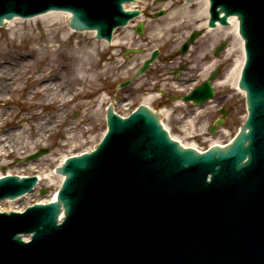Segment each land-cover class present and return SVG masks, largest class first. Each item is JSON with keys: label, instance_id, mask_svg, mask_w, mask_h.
Returning a JSON list of instances; mask_svg holds the SVG:
<instances>
[{"label": "water", "instance_id": "water-1", "mask_svg": "<svg viewBox=\"0 0 264 264\" xmlns=\"http://www.w3.org/2000/svg\"><path fill=\"white\" fill-rule=\"evenodd\" d=\"M133 1L0 0V26L65 11L72 29L110 41L139 14L123 8ZM208 1L209 26L237 16L244 40L248 117L235 140L201 154L171 139L147 107L125 118L109 108L97 147L56 168L65 178L55 202L0 212V264H264V0ZM211 95L207 81L187 99ZM35 183L0 178V201Z\"/></svg>", "mask_w": 264, "mask_h": 264}, {"label": "rangeland", "instance_id": "rangeland-1", "mask_svg": "<svg viewBox=\"0 0 264 264\" xmlns=\"http://www.w3.org/2000/svg\"><path fill=\"white\" fill-rule=\"evenodd\" d=\"M135 7L144 13L145 34L136 35L132 24L119 29L111 45L96 40L92 32L70 31L65 17L44 22L19 19L0 27V73L6 74L0 79V135L9 137L6 152H10L0 157V176L22 174L40 178L31 195L17 199L20 209L51 199L61 182L55 167L65 157L96 145L105 131V111L111 104L120 110L123 103L130 101L136 107L150 97L149 107L160 113L170 135L185 146L227 144L244 122L245 97L235 85L234 73L223 81L242 57L232 28L207 31L202 0H137ZM160 7L165 14L152 17ZM50 29L56 35L51 41L47 35ZM195 29L203 34L188 55L180 57V44ZM222 42L225 47L215 56ZM131 48L143 51L125 53ZM156 48L161 56L153 67L130 85L118 88L117 84L131 78L139 63ZM180 63L187 68L178 77L173 70ZM215 65L221 66L222 72L214 82V99L201 106L182 102L180 96L205 78ZM10 67H18L14 80ZM42 74L48 76L46 80L37 79ZM8 84L12 88L7 90ZM221 107L229 111V117L211 133L212 126L222 117L218 115ZM67 136L71 139L64 142ZM44 148L49 151L34 161L26 160ZM14 201H4L3 208Z\"/></svg>", "mask_w": 264, "mask_h": 264}, {"label": "bare ground", "instance_id": "bare-ground-1", "mask_svg": "<svg viewBox=\"0 0 264 264\" xmlns=\"http://www.w3.org/2000/svg\"><path fill=\"white\" fill-rule=\"evenodd\" d=\"M203 1V3H204V8L206 9V5H207V0H202ZM124 8L125 9H128V8H131V6L130 5H124ZM69 16H70V14L69 13H67V12H59V11H54V12H48L46 15H44V16H36V17H33L32 19H29V21L30 22H35V21H42V22H44V21H51V20H54V19H61L62 17H65L66 18V21H67V24H68V19H69ZM17 20H19V18L18 19H13V20H10V21H7V22H5V24H9V25H12L13 23H15ZM229 22H230V26H228V27H226V28H232V31H233V33L235 34V36L237 37V39L239 40V43H240V49H241V53H242V42H241V39L239 38V35L237 34V20H236V17H231L230 19H229ZM4 24V25H5ZM221 28H224V27H217V28H215V29H208V30H216V29H221ZM70 31H72L71 29H70ZM47 35L49 36L48 37V39H49V41H51V40H53L54 38H55V33H54V30L53 29H50V31L48 30V32H47ZM242 63H243V54H242V57H241V60H239L238 62H237V64L235 65V67H234V69H232L228 74H227V76H226V78L223 80L224 82H226L227 81V79L230 77H232V74L234 73V78H235V85L237 86V80H238V76H239V71H240V68H241V66H242ZM11 65V64H10ZM12 66V65H11ZM4 68V67H3ZM5 69V68H4ZM9 71H10V73H11V75H12V80H14L15 78H16V75H18V67H15V68H13L12 69V67H10V69H8ZM7 72V71H6ZM9 75V74H8ZM10 75V76H11ZM4 77H6V74L5 73H0V79L1 78H4ZM46 77H48L47 75H44V74H42V75H40V76H37V79H39V80H41V81H43V79L44 78H46ZM44 80H46V79H44ZM10 84V83H9ZM7 85L6 86V88H7V90H8V88L10 87V88H12L11 86H12V84L11 85ZM0 90H3V86L1 87V89ZM241 92V91H240ZM150 98V97H149ZM149 98H147V99H145L144 100V103L145 104H147L148 105V102H149ZM125 107H126V105H125ZM130 110H132V109H130ZM116 112H118V111H116ZM126 113H128V112H125V113H123V114H125V115H127ZM124 115V116H125ZM164 128H166L165 127V125L163 126ZM167 129V128H166ZM2 138V139H1ZM9 137H7V138H3V135H0V157H2V156H4V155H9L10 154V152H6V149H7V147H8V145H7V143H9L8 141H9V139H8ZM173 138V137H172ZM68 139H71V136L69 137V136H67L66 138H65V140H64V142L65 141H67ZM179 143L181 144V146H183V147H186L183 143H181L180 141H179ZM213 144H219V143H213ZM220 146H224L223 144H219ZM12 146H14V145H12ZM192 147L194 146L197 150H201L199 147H198V145H197V143H194V144H192L191 145ZM202 151V150H201ZM21 153H23V152H19V154H21ZM18 176H22V174H17ZM2 176H4V175H1L0 176V178L2 177ZM36 177H38V176H36ZM35 177V178H36ZM60 177V179L62 178L61 176H59ZM45 178H48V176H45ZM38 179L40 180V178L38 177ZM38 184H39V181H38ZM37 184V185H38ZM54 197H55V195H53L52 197H51V199H49V200H47V201H43V202H48V201H50V202H52L53 200H54ZM18 201L19 200H16V201H14V202H11V205L8 207V208H3V210L2 211H18L19 209H20V207H19V205L17 204L18 203Z\"/></svg>", "mask_w": 264, "mask_h": 264}, {"label": "flooded vegetation", "instance_id": "flooded-vegetation-1", "mask_svg": "<svg viewBox=\"0 0 264 264\" xmlns=\"http://www.w3.org/2000/svg\"><path fill=\"white\" fill-rule=\"evenodd\" d=\"M159 72H160V71H159ZM159 72H158V73H159ZM158 75H159V74H158Z\"/></svg>", "mask_w": 264, "mask_h": 264}]
</instances>
